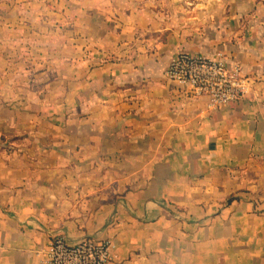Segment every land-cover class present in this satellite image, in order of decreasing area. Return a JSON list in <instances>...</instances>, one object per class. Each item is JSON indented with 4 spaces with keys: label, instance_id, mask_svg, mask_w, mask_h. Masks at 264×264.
<instances>
[{
    "label": "crops",
    "instance_id": "1",
    "mask_svg": "<svg viewBox=\"0 0 264 264\" xmlns=\"http://www.w3.org/2000/svg\"><path fill=\"white\" fill-rule=\"evenodd\" d=\"M218 52L250 90L170 82ZM63 235L110 264H264V2L0 0V264Z\"/></svg>",
    "mask_w": 264,
    "mask_h": 264
},
{
    "label": "built area",
    "instance_id": "2",
    "mask_svg": "<svg viewBox=\"0 0 264 264\" xmlns=\"http://www.w3.org/2000/svg\"><path fill=\"white\" fill-rule=\"evenodd\" d=\"M165 75L170 82L194 96L208 97L211 108L239 101L251 87L242 68L230 67L221 52L213 57L179 52L171 60ZM114 250L115 244L109 239L84 238L71 242L59 235L50 242L47 253L49 264H110Z\"/></svg>",
    "mask_w": 264,
    "mask_h": 264
},
{
    "label": "rangeland",
    "instance_id": "3",
    "mask_svg": "<svg viewBox=\"0 0 264 264\" xmlns=\"http://www.w3.org/2000/svg\"><path fill=\"white\" fill-rule=\"evenodd\" d=\"M257 1H262V2H264V0H257Z\"/></svg>",
    "mask_w": 264,
    "mask_h": 264
}]
</instances>
